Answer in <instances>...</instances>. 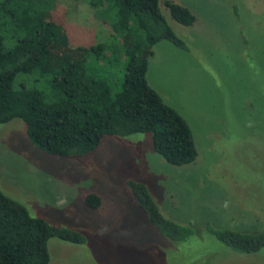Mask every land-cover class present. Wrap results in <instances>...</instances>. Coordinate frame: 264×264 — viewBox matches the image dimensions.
Instances as JSON below:
<instances>
[{"label": "rangeland", "instance_id": "1", "mask_svg": "<svg viewBox=\"0 0 264 264\" xmlns=\"http://www.w3.org/2000/svg\"><path fill=\"white\" fill-rule=\"evenodd\" d=\"M168 1L195 20L176 22L160 1L186 47L156 42L145 78L190 127L191 163H167L152 150L149 133L105 135L88 153L56 156L28 141L21 120L0 123L1 191L30 216L84 237L81 244L48 238V264H264V249L239 254L207 231L255 233L264 224V0ZM49 14L68 47L110 42V26L85 2L55 0ZM111 68L114 91L122 60ZM126 179L145 184L162 215L190 225L189 239L159 234ZM88 192L99 196L97 208L83 203Z\"/></svg>", "mask_w": 264, "mask_h": 264}, {"label": "trees", "instance_id": "2", "mask_svg": "<svg viewBox=\"0 0 264 264\" xmlns=\"http://www.w3.org/2000/svg\"><path fill=\"white\" fill-rule=\"evenodd\" d=\"M76 1L85 2L110 26L109 44L68 47L66 35L49 16L55 0H0V123L21 120L28 141L56 156H81L105 135L149 133L152 150L167 163H191L196 148L190 127L148 85L145 74L146 58L159 40L186 47L163 17L160 1L184 26L193 23L194 15L168 0ZM121 60V79L113 91L107 79ZM125 184L159 234L172 241L193 234L190 225L161 214L145 184L133 179ZM83 203L94 209L100 198L88 192ZM207 231L239 254L264 249V224L255 233L212 226ZM50 237L84 242L74 229L30 216L0 189V264H48Z\"/></svg>", "mask_w": 264, "mask_h": 264}]
</instances>
